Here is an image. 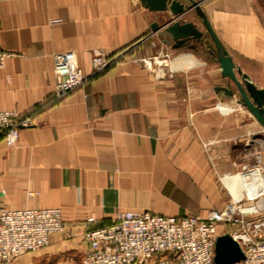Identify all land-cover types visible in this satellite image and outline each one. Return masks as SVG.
Masks as SVG:
<instances>
[{"label": "crops", "instance_id": "1", "mask_svg": "<svg viewBox=\"0 0 264 264\" xmlns=\"http://www.w3.org/2000/svg\"><path fill=\"white\" fill-rule=\"evenodd\" d=\"M197 1L264 88V0ZM170 18L140 0H0V46L13 52L0 110L32 117L15 145L0 138V208L61 207L65 222L46 246L0 264H81L85 232L125 210L205 217L231 197L264 206V169H249L264 164V126L216 90L229 79L196 8L179 20L203 35L182 46L152 28ZM69 50L87 79L56 97L54 58ZM97 50L119 59L93 73ZM163 54L164 65L144 61Z\"/></svg>", "mask_w": 264, "mask_h": 264}, {"label": "built area", "instance_id": "2", "mask_svg": "<svg viewBox=\"0 0 264 264\" xmlns=\"http://www.w3.org/2000/svg\"><path fill=\"white\" fill-rule=\"evenodd\" d=\"M13 52L0 46V67ZM122 55V54H121ZM119 55L94 52L93 73L107 67ZM156 57L145 59L148 64ZM152 59V60H151ZM56 97H63L83 84L87 76L73 50L54 58ZM32 123L14 110H0V136L15 145L22 126ZM231 200L223 210H211L205 217L168 215L150 210H125L116 219L85 232L89 249L81 264H136L158 258V264H214L217 236L231 233L244 250V258L234 264H264V206L255 212ZM93 219V218H90ZM232 224L228 231L220 226ZM65 229L61 207L0 208V261L38 250L50 242L52 234Z\"/></svg>", "mask_w": 264, "mask_h": 264}, {"label": "water", "instance_id": "3", "mask_svg": "<svg viewBox=\"0 0 264 264\" xmlns=\"http://www.w3.org/2000/svg\"><path fill=\"white\" fill-rule=\"evenodd\" d=\"M146 7L156 12L170 11L173 18L164 24L153 22L152 28L158 30L164 28L175 41V46H182L189 40L199 39L203 31L198 24L192 20L181 22L179 17L183 16L192 7L202 18V22L213 41V49L220 62L222 73L229 79V84L216 86L218 92H224L229 96L238 95V101L245 105L252 114L264 126V88L259 87L243 70L237 66L234 58L223 44L211 22L197 0H190L187 5L181 0H140ZM231 82L234 86H231ZM244 258V250L239 241L229 232L217 236L215 243L214 264H234Z\"/></svg>", "mask_w": 264, "mask_h": 264}, {"label": "rangeland", "instance_id": "4", "mask_svg": "<svg viewBox=\"0 0 264 264\" xmlns=\"http://www.w3.org/2000/svg\"><path fill=\"white\" fill-rule=\"evenodd\" d=\"M164 55H165V54H163V57H160V58L156 57L154 60H152V59H151V60L154 61V62H157V64L164 63V61H161V59L164 60L165 57H168V56H166V55L164 56ZM152 58H153V57H152ZM117 59H119V58H116L115 60H117ZM115 60H114V61H115ZM114 61H112V62H114ZM155 66H156V65H155ZM20 116H22V117H29L30 119H32L31 116H28V115H25V114L22 115V114L20 113ZM19 137H20V135H19ZM19 137H18V139H19ZM0 138H4V140H6L4 136H0ZM17 141H18V140H17ZM263 165H264V164H263ZM263 165H262L261 162H258L254 167H250L249 169H252V168H258L259 170H261V169L263 170V169H264V168H263ZM250 172H251V171H250ZM260 190H261V189H260ZM260 190H259V191H260ZM231 200L233 201V200H235V198H234V197H231V199L229 200V202H230ZM236 200H238V199H236ZM236 200H235V201H236ZM229 202H228V203H229ZM237 202H241L242 204H244V202H242V201H237ZM228 203H227V204H228ZM226 206H227V205H226ZM226 206H225V207H226ZM244 206H247V207H248V205H246V204H244ZM258 206H259V205H258L257 203H256L254 206H253V204L250 205V210H249V211H251L252 213L255 212L256 209L258 208ZM232 226H233L232 224H224V225L222 224V225L220 226V231H221V232H223V231H228V230H230V229L232 228Z\"/></svg>", "mask_w": 264, "mask_h": 264}, {"label": "bare ground", "instance_id": "5", "mask_svg": "<svg viewBox=\"0 0 264 264\" xmlns=\"http://www.w3.org/2000/svg\"><path fill=\"white\" fill-rule=\"evenodd\" d=\"M162 61V60H161ZM165 62V61H164ZM165 63H161V65H164Z\"/></svg>", "mask_w": 264, "mask_h": 264}]
</instances>
